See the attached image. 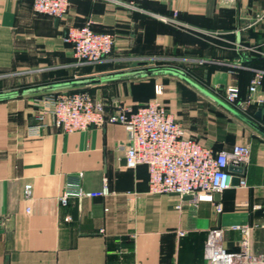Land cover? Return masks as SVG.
Returning <instances> with one entry per match:
<instances>
[{
    "label": "crops",
    "instance_id": "obj_1",
    "mask_svg": "<svg viewBox=\"0 0 264 264\" xmlns=\"http://www.w3.org/2000/svg\"><path fill=\"white\" fill-rule=\"evenodd\" d=\"M131 1L72 0L58 19L36 12L34 0H0V264H205L212 228L224 229L227 250H241L236 224L251 226L249 250L264 257V119L255 115L264 104V0H143L140 8ZM175 11L176 24L160 18ZM85 24L118 37L95 66H79L65 40L69 27ZM170 52L203 63L191 72L152 64ZM162 79L168 109L185 129L207 134L215 150L250 146L246 187L197 206L188 196L153 193L146 165L126 167L124 125L64 132L37 105L50 93L87 91L110 111L112 100L138 107ZM194 83L226 104L225 88L237 85L246 115ZM214 103L234 116L233 126ZM71 184L108 193L71 195L64 204Z\"/></svg>",
    "mask_w": 264,
    "mask_h": 264
},
{
    "label": "built area",
    "instance_id": "obj_2",
    "mask_svg": "<svg viewBox=\"0 0 264 264\" xmlns=\"http://www.w3.org/2000/svg\"><path fill=\"white\" fill-rule=\"evenodd\" d=\"M71 3L72 0H34L33 7L38 13L63 19ZM65 40L72 44L74 55L81 63L102 60L114 46L111 34L96 32L90 25L69 27ZM261 79V75L252 79L251 93L257 90ZM162 94L163 86L158 84L155 86V96L149 102L133 107L112 100L111 106L115 109L111 111L104 101L95 99L88 92L50 93L37 105L43 110L41 118L51 115L53 124L64 132L107 123L124 125L129 134V142L124 147L126 167L146 165L149 170V189L153 193L190 196V201L197 206L202 200H213L215 193L234 187V177H239L237 186L246 187L251 160L250 146L237 143L231 149L215 150L212 146L202 144L189 135L170 112L162 100ZM225 100L236 108L245 109L237 85L225 88ZM45 125L42 123L33 129L38 132ZM70 188L74 189L67 190L60 198L64 204L71 195L95 197L108 193L107 187L84 191L78 184H71ZM24 193L26 198L32 197L31 183L25 185ZM222 209L221 203H216L217 212H222ZM233 229L242 233L241 250H227L224 246V229L212 228L206 242L205 264H264V257H256L249 250L251 226L236 224Z\"/></svg>",
    "mask_w": 264,
    "mask_h": 264
},
{
    "label": "rangeland",
    "instance_id": "obj_3",
    "mask_svg": "<svg viewBox=\"0 0 264 264\" xmlns=\"http://www.w3.org/2000/svg\"><path fill=\"white\" fill-rule=\"evenodd\" d=\"M134 2V3H133ZM166 2V1H165ZM125 4H132V5H137V7H139L140 8V6H141V4H140V2H137V1H131V2H126ZM160 18L162 19V20H164L165 22H171V23H178L179 21H177V12L175 11L174 12V14H173V16H167V15H160ZM85 25H90V24H85ZM82 26H84V25H82ZM91 26V25H90ZM93 29V28H92ZM93 30H95V29H93ZM96 31V30H95ZM96 32H105V33H109V34H111L113 37H114V46H113V48L115 47V45H116V41L118 40V37H117V35L116 34H114L115 32H110V31H96ZM113 51V50H112ZM112 51H111V53L109 54V55H107V56H105V57H103L102 58V60H100V61H97V62H93V63H81L79 60H77V64L79 65V66H82V65H91V66H95V65H98V64H101L102 62H104L109 56H111L112 55ZM145 59V58H144ZM151 60V59H150ZM183 62H185V63H183ZM194 63V64H193ZM201 63H203V61H201V60H192V61H189V60H184L183 58H181L180 56H177L175 53H173V52H170V54H160V55H157V56H155V58H153L152 59V64H154V66H157V67H162V66H164V65H167V64H174V65H177V66H180V64H185L184 66H185V68H186V71H188V72H191V70L192 69H194V68H197V67H195L196 65L195 64H201ZM195 81L196 82H198V80L197 79H195ZM199 83V82H198ZM158 84H160V85H162L163 86V94H162V100H163V102L168 106L169 104H168V102L166 101V99H165V89H166V87H165V81H164V79H162V80H160V81H158V82H156V84H155V86L156 85H158ZM67 92H70V91H67ZM80 92H87V91H80ZM89 93V92H88ZM90 94V93H89ZM91 95V94H90ZM96 99V98H95ZM152 99V98H151ZM150 99V100H151ZM149 100V101H150ZM101 101V100H100ZM149 101H147V102H149ZM147 102H145V103H147ZM214 108H215V110H216V112H222L221 113V115H222V117L219 115V114H217V117H221V118H223L222 120H223V122H224V124L226 125V128L229 126V125H232L233 123H234V121H235V118H234V116L230 113V112H228L225 108H223V107H220V106H218V105H216L215 103H214ZM245 110V109H244ZM239 112L241 113V114H244V115H246V112H244L243 111V109H242V111L241 110H239ZM176 118V117H175ZM220 118V119H221ZM183 125V124H182ZM224 125V126H225ZM233 126V125H232ZM187 130V129H186ZM234 130V129H233ZM187 132H188V134L189 135H191V136H193V137H195L198 141H200L202 144H205V145H207V146H210L211 144H209V143H207L206 142V135H204V134H197V132H194V129L193 128H191V132L190 131H188L187 130ZM226 132L228 133V134H230L231 133V130L230 129H228V130H226Z\"/></svg>",
    "mask_w": 264,
    "mask_h": 264
},
{
    "label": "water",
    "instance_id": "obj_4",
    "mask_svg": "<svg viewBox=\"0 0 264 264\" xmlns=\"http://www.w3.org/2000/svg\"><path fill=\"white\" fill-rule=\"evenodd\" d=\"M194 84H195V85H196V86H197L202 92H204L205 94H207V95L211 96L212 98H214V99L220 101L217 97H215L214 95H212L209 91H207V90H205L204 88L200 87V86L197 85L196 83H194ZM220 102H222L223 105H224L225 107H227L229 110H231L233 113H236V114L239 115V112H237L234 108H231L228 104H226V103L223 102V101H220ZM258 105H259V109L256 111L255 115H256V117H258V118H262V119H264V114H263V106H264V104H263V102H259ZM238 183H239V177H234V178H233V186H237ZM218 196H219V193H215V197H218ZM188 197H190V196H188Z\"/></svg>",
    "mask_w": 264,
    "mask_h": 264
},
{
    "label": "trees",
    "instance_id": "obj_5",
    "mask_svg": "<svg viewBox=\"0 0 264 264\" xmlns=\"http://www.w3.org/2000/svg\"><path fill=\"white\" fill-rule=\"evenodd\" d=\"M143 0H137V2H142Z\"/></svg>",
    "mask_w": 264,
    "mask_h": 264
}]
</instances>
